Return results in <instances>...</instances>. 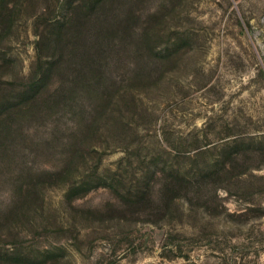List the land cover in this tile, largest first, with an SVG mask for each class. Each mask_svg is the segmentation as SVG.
<instances>
[{
    "label": "rangeland",
    "instance_id": "rangeland-1",
    "mask_svg": "<svg viewBox=\"0 0 264 264\" xmlns=\"http://www.w3.org/2000/svg\"><path fill=\"white\" fill-rule=\"evenodd\" d=\"M6 3L0 264H264V0Z\"/></svg>",
    "mask_w": 264,
    "mask_h": 264
},
{
    "label": "trees",
    "instance_id": "trees-1",
    "mask_svg": "<svg viewBox=\"0 0 264 264\" xmlns=\"http://www.w3.org/2000/svg\"><path fill=\"white\" fill-rule=\"evenodd\" d=\"M12 3H6L4 5L1 6L0 8V18L1 19V25H0V31L2 30V27L4 26V21H6L7 19L11 18L12 15H10L11 11H12ZM24 8H28V5L27 6H24ZM66 15H68V9L67 11L65 12V14L62 16L61 19H53L52 20V24L54 25V29H55V33L58 34L57 32L61 31V29L63 28H66L67 29V32L71 33V36L74 37L76 36L75 38V42H74V45H72V48L74 49L78 43V40H77V33H74L75 30V25L77 23V19L76 17H73V18H67V19H63ZM72 17V14L71 16ZM76 19V20H75ZM71 22V23H70ZM68 23H70L69 25H67ZM60 39V38H59ZM65 44H63V48H64ZM78 46H79V43H78ZM61 48V47H60ZM41 77L37 78L36 81H41ZM35 82H33L32 84H29L28 85V89H26L27 91L32 88L34 85H35ZM25 90V92H27ZM94 96L96 95V103L93 104V106H90L88 109L89 110V114L90 116L94 115V119L97 118V115L101 113V111L105 110V107H106V101L109 100L110 98H107L106 95L104 94V91L103 90H100L98 87H95V91H94ZM111 94V93H109ZM108 94V95H109ZM111 96V95H110ZM85 128V127H83ZM66 160H68V158H66ZM65 162V158H61V163H64Z\"/></svg>",
    "mask_w": 264,
    "mask_h": 264
}]
</instances>
